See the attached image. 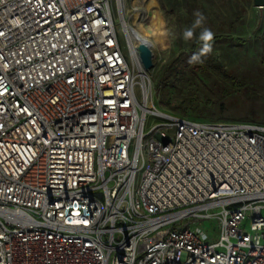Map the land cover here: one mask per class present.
<instances>
[{"label": "built area", "instance_id": "built-area-1", "mask_svg": "<svg viewBox=\"0 0 264 264\" xmlns=\"http://www.w3.org/2000/svg\"><path fill=\"white\" fill-rule=\"evenodd\" d=\"M125 8L0 0V264H264V126L156 111Z\"/></svg>", "mask_w": 264, "mask_h": 264}, {"label": "rangeland", "instance_id": "rangeland-1", "mask_svg": "<svg viewBox=\"0 0 264 264\" xmlns=\"http://www.w3.org/2000/svg\"><path fill=\"white\" fill-rule=\"evenodd\" d=\"M144 3L146 13L142 17L145 14L146 19L141 23L140 13L133 11L134 1L126 0V8L117 17V29L131 62L125 24L146 34L155 44L151 98L154 109L196 122H247L264 126V8H256L254 0H144ZM197 11L205 17L202 27L214 33L213 51L201 57L203 63L190 62L193 54L200 51L195 45L200 43L201 29L195 30L192 40L183 37L184 30L193 25ZM175 68L179 70L176 77H169V70ZM186 99L194 103L182 115L174 107ZM167 121L148 114L144 132L147 134ZM209 227L216 229V224Z\"/></svg>", "mask_w": 264, "mask_h": 264}, {"label": "clouds", "instance_id": "clouds-1", "mask_svg": "<svg viewBox=\"0 0 264 264\" xmlns=\"http://www.w3.org/2000/svg\"><path fill=\"white\" fill-rule=\"evenodd\" d=\"M194 15L196 16V19L193 23V25L190 28H187L183 32L184 39L192 40L195 35V30L197 28H200L201 31L198 36V40L201 43V48L199 53L193 54V56L190 59V62H200L203 63V60L201 57H206L208 54H210L213 51V40H214V33L210 28L202 27L205 21V17L202 13L199 11L195 12Z\"/></svg>", "mask_w": 264, "mask_h": 264}, {"label": "bare ground", "instance_id": "bare-ground-1", "mask_svg": "<svg viewBox=\"0 0 264 264\" xmlns=\"http://www.w3.org/2000/svg\"><path fill=\"white\" fill-rule=\"evenodd\" d=\"M145 19H146V15L144 14V16L142 17L141 23H143ZM124 28L128 36L129 46H130L131 53H132V62L136 66V68L140 71L141 68H140V64L138 60L137 45H139L141 42L145 43L154 52L155 44L149 39V37L146 34H141L137 30L133 29L132 27L126 24L124 25Z\"/></svg>", "mask_w": 264, "mask_h": 264}, {"label": "water", "instance_id": "water-1", "mask_svg": "<svg viewBox=\"0 0 264 264\" xmlns=\"http://www.w3.org/2000/svg\"><path fill=\"white\" fill-rule=\"evenodd\" d=\"M254 6L258 9L264 8V0H254ZM137 52L139 55V59L142 67L145 71H150L154 68V55L151 48L145 44L140 43L137 45Z\"/></svg>", "mask_w": 264, "mask_h": 264}, {"label": "trees", "instance_id": "trees-1", "mask_svg": "<svg viewBox=\"0 0 264 264\" xmlns=\"http://www.w3.org/2000/svg\"><path fill=\"white\" fill-rule=\"evenodd\" d=\"M195 46H196V48H199V47L201 48V43L196 44ZM178 71L179 70L177 68L172 69V70L170 69L169 70V77H176V74L178 73ZM172 87H174L173 84H172ZM193 103H194V101L192 99H190V100L186 99L179 106H175L174 109H175V111H178V112H180V114L184 115L187 113V111L189 109H191V107L193 106ZM178 116L182 117V118H186V117L181 116V115H178Z\"/></svg>", "mask_w": 264, "mask_h": 264}, {"label": "flooded vegetation", "instance_id": "flooded-vegetation-1", "mask_svg": "<svg viewBox=\"0 0 264 264\" xmlns=\"http://www.w3.org/2000/svg\"><path fill=\"white\" fill-rule=\"evenodd\" d=\"M214 59H216V58H214ZM197 67L199 66V68H202V65H196Z\"/></svg>", "mask_w": 264, "mask_h": 264}]
</instances>
